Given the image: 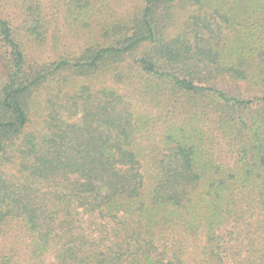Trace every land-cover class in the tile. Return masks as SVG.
<instances>
[{
	"label": "trees",
	"instance_id": "obj_1",
	"mask_svg": "<svg viewBox=\"0 0 264 264\" xmlns=\"http://www.w3.org/2000/svg\"><path fill=\"white\" fill-rule=\"evenodd\" d=\"M0 235V264H264V0H0Z\"/></svg>",
	"mask_w": 264,
	"mask_h": 264
},
{
	"label": "rangeland",
	"instance_id": "obj_2",
	"mask_svg": "<svg viewBox=\"0 0 264 264\" xmlns=\"http://www.w3.org/2000/svg\"><path fill=\"white\" fill-rule=\"evenodd\" d=\"M65 39H67V44H69L71 48H73L76 43L77 44L80 43V40L79 38H77V36H70L67 34ZM11 244L12 241L7 236L0 235V252H7V250L11 248ZM231 247L234 248L233 245ZM16 252L20 253L21 251L20 249L19 250L16 249Z\"/></svg>",
	"mask_w": 264,
	"mask_h": 264
}]
</instances>
